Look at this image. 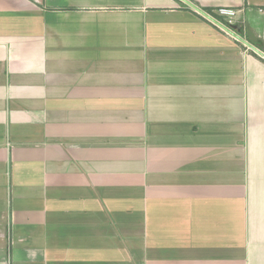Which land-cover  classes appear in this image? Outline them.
<instances>
[{"label":"crops","instance_id":"crops-1","mask_svg":"<svg viewBox=\"0 0 264 264\" xmlns=\"http://www.w3.org/2000/svg\"><path fill=\"white\" fill-rule=\"evenodd\" d=\"M217 2L263 56L179 0H0V264H264V0Z\"/></svg>","mask_w":264,"mask_h":264},{"label":"built area","instance_id":"built-area-1","mask_svg":"<svg viewBox=\"0 0 264 264\" xmlns=\"http://www.w3.org/2000/svg\"><path fill=\"white\" fill-rule=\"evenodd\" d=\"M186 1H188L190 3H193L194 1H197V2H205V1L217 2V1H230V0H186ZM238 1H243V0H238ZM238 12H239V10H237L236 8H232L230 6L218 5V6L212 7L210 12H204L208 16V18L204 17L202 15L201 16L206 21L211 23L214 27H216L217 29H219L220 31L225 33L226 35L232 37V39H234L236 42H239V40L235 36L229 34L228 32H226L225 30L221 29L219 26H217L216 24H214L211 21V19L216 21L217 23H219L220 25H222L226 29H229L230 31H232L233 33H235L236 35L239 36V34H238L239 33V31H238L239 29L237 31H234V30L231 29L232 26H236L237 25ZM236 27L238 28V26H236Z\"/></svg>","mask_w":264,"mask_h":264},{"label":"water","instance_id":"water-1","mask_svg":"<svg viewBox=\"0 0 264 264\" xmlns=\"http://www.w3.org/2000/svg\"><path fill=\"white\" fill-rule=\"evenodd\" d=\"M181 1L182 3H184L186 6L190 7L191 9H193L194 11H196L197 13H199L200 15L204 16V17H207L208 16L199 8H197L194 4L186 1V0H179ZM211 21L216 24L217 26H219L221 29L225 30L226 32H228L229 34L235 36L240 43H242L245 47H247L248 49L254 51L255 53L263 56V54L254 46L250 45L248 42H246L244 39H242L241 37H239L238 35H236L235 33H233L232 31H230L229 29H226L225 27H223L222 25H220L219 23H217L216 21L212 20ZM232 30L234 31H237V27L236 26H232L231 27ZM239 31V30H238Z\"/></svg>","mask_w":264,"mask_h":264},{"label":"rangeland","instance_id":"rangeland-1","mask_svg":"<svg viewBox=\"0 0 264 264\" xmlns=\"http://www.w3.org/2000/svg\"><path fill=\"white\" fill-rule=\"evenodd\" d=\"M203 3L204 4H209L210 6H216V5H222V4H224L223 2H210V1H205Z\"/></svg>","mask_w":264,"mask_h":264}]
</instances>
